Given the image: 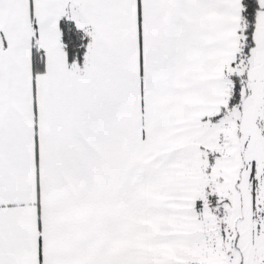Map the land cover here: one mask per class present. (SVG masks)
<instances>
[{"label":"snow or ice","instance_id":"snow-or-ice-1","mask_svg":"<svg viewBox=\"0 0 264 264\" xmlns=\"http://www.w3.org/2000/svg\"><path fill=\"white\" fill-rule=\"evenodd\" d=\"M0 264H264V0H0Z\"/></svg>","mask_w":264,"mask_h":264}]
</instances>
